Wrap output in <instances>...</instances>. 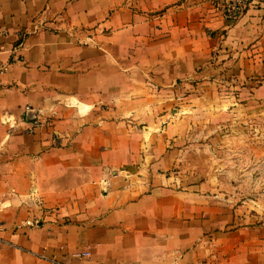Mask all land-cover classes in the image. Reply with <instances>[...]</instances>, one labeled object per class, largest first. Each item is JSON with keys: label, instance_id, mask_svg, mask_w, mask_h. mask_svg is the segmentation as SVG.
Listing matches in <instances>:
<instances>
[{"label": "crops", "instance_id": "0c3cea01", "mask_svg": "<svg viewBox=\"0 0 264 264\" xmlns=\"http://www.w3.org/2000/svg\"><path fill=\"white\" fill-rule=\"evenodd\" d=\"M236 119H264V0H0V264H264L207 141Z\"/></svg>", "mask_w": 264, "mask_h": 264}, {"label": "rangeland", "instance_id": "374dc122", "mask_svg": "<svg viewBox=\"0 0 264 264\" xmlns=\"http://www.w3.org/2000/svg\"><path fill=\"white\" fill-rule=\"evenodd\" d=\"M256 121H222L219 125L223 127L217 133L206 136L218 158L220 187L232 192L234 202H249L264 211V119H259L261 124ZM204 168L199 172H204Z\"/></svg>", "mask_w": 264, "mask_h": 264}, {"label": "built area", "instance_id": "2783aa9c", "mask_svg": "<svg viewBox=\"0 0 264 264\" xmlns=\"http://www.w3.org/2000/svg\"><path fill=\"white\" fill-rule=\"evenodd\" d=\"M256 0H206L207 4L217 11L227 22L233 23L241 19L250 5Z\"/></svg>", "mask_w": 264, "mask_h": 264}]
</instances>
